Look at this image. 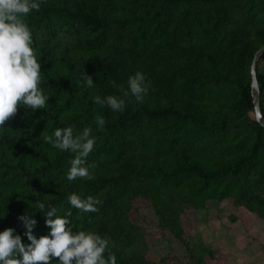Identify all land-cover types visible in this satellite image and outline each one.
Wrapping results in <instances>:
<instances>
[{
  "label": "trees",
  "instance_id": "1",
  "mask_svg": "<svg viewBox=\"0 0 264 264\" xmlns=\"http://www.w3.org/2000/svg\"><path fill=\"white\" fill-rule=\"evenodd\" d=\"M263 45L264 0H0V264H158L141 200L224 264L184 223L222 201L264 222Z\"/></svg>",
  "mask_w": 264,
  "mask_h": 264
},
{
  "label": "rangeland",
  "instance_id": "2",
  "mask_svg": "<svg viewBox=\"0 0 264 264\" xmlns=\"http://www.w3.org/2000/svg\"><path fill=\"white\" fill-rule=\"evenodd\" d=\"M48 43L56 50L72 48L74 39L66 30H60ZM264 69V65H259ZM135 208L136 225L146 238V254L158 264H195L189 260L182 242L160 231L157 219L144 201ZM185 221L184 240L192 251L208 248L222 257L224 264H264V222L256 221L242 207L227 201L212 202L203 209L192 211Z\"/></svg>",
  "mask_w": 264,
  "mask_h": 264
},
{
  "label": "water",
  "instance_id": "3",
  "mask_svg": "<svg viewBox=\"0 0 264 264\" xmlns=\"http://www.w3.org/2000/svg\"><path fill=\"white\" fill-rule=\"evenodd\" d=\"M263 52H264V45L261 46L255 52L252 62H251V66H250V78H251L250 87H251L252 98H253L254 118L261 128H264V119L262 117L260 107H259V87H258L257 77H256V74H257L256 66H257V61Z\"/></svg>",
  "mask_w": 264,
  "mask_h": 264
}]
</instances>
